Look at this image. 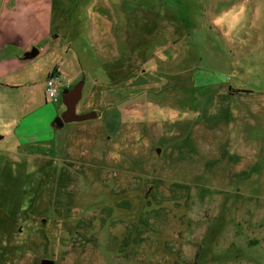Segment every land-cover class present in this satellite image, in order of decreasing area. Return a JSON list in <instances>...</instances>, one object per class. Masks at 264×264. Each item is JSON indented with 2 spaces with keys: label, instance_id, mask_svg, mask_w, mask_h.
Wrapping results in <instances>:
<instances>
[{
  "label": "rangeland",
  "instance_id": "374dc122",
  "mask_svg": "<svg viewBox=\"0 0 264 264\" xmlns=\"http://www.w3.org/2000/svg\"><path fill=\"white\" fill-rule=\"evenodd\" d=\"M75 5L69 86L98 116L53 125L60 74L56 102L40 69L1 87L0 264H264V0Z\"/></svg>",
  "mask_w": 264,
  "mask_h": 264
},
{
  "label": "crops",
  "instance_id": "0c3cea01",
  "mask_svg": "<svg viewBox=\"0 0 264 264\" xmlns=\"http://www.w3.org/2000/svg\"><path fill=\"white\" fill-rule=\"evenodd\" d=\"M75 3L76 0H0V89L19 88L25 82L31 84V78L37 69L44 74L41 83L45 87L47 78L53 73L60 74L64 87L74 82L76 75H71L65 61L72 53L71 47L75 40L91 35L89 29L84 31L81 27L77 28L76 13L80 10L76 8ZM56 4L65 5L59 10L56 9ZM56 14L59 18L64 14L73 15L72 40L64 43V38H59L61 31L54 25ZM79 23L83 26L87 21L79 18ZM58 38L60 40H57ZM34 47L39 48V54L35 57H38L37 60H24V54ZM69 87L71 88V85ZM46 101L51 100L46 97ZM58 110L57 107L50 108L53 115L58 114ZM31 133L27 129L19 135ZM11 159L13 160V157ZM0 165L2 170V161Z\"/></svg>",
  "mask_w": 264,
  "mask_h": 264
},
{
  "label": "water",
  "instance_id": "95a60500",
  "mask_svg": "<svg viewBox=\"0 0 264 264\" xmlns=\"http://www.w3.org/2000/svg\"><path fill=\"white\" fill-rule=\"evenodd\" d=\"M39 54V48L34 47L31 50L27 51L23 59L24 60H31L35 58ZM82 89H83V82L78 84L77 86L73 88H66L64 90V103L66 105V109L64 112L55 118L53 125H55L57 128H63L66 123L68 122H74V121H84L88 119H93L98 116L97 110H91L89 112L85 113H79L77 111V104L79 100L82 97ZM161 151V149H159ZM150 191V188L148 189V193ZM42 264H55L54 260L52 259H44Z\"/></svg>",
  "mask_w": 264,
  "mask_h": 264
},
{
  "label": "built area",
  "instance_id": "2783aa9c",
  "mask_svg": "<svg viewBox=\"0 0 264 264\" xmlns=\"http://www.w3.org/2000/svg\"><path fill=\"white\" fill-rule=\"evenodd\" d=\"M60 77L53 73L46 80V97L51 101H58L60 96Z\"/></svg>",
  "mask_w": 264,
  "mask_h": 264
},
{
  "label": "trees",
  "instance_id": "16d2710c",
  "mask_svg": "<svg viewBox=\"0 0 264 264\" xmlns=\"http://www.w3.org/2000/svg\"><path fill=\"white\" fill-rule=\"evenodd\" d=\"M67 172V174H68V178H69V174H71L70 173V171L69 170H67L66 171ZM64 173V172H63ZM62 178V184L61 185H59V189H60V191H62V192H67V191H65L64 189H70V185H69V183H68V181H67V183H64L63 182V176L61 177ZM70 192H71V190H70Z\"/></svg>",
  "mask_w": 264,
  "mask_h": 264
}]
</instances>
